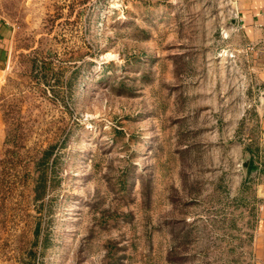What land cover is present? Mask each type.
Masks as SVG:
<instances>
[{"label":"rangeland","instance_id":"rangeland-1","mask_svg":"<svg viewBox=\"0 0 264 264\" xmlns=\"http://www.w3.org/2000/svg\"><path fill=\"white\" fill-rule=\"evenodd\" d=\"M230 15L0 0V264H256L264 134Z\"/></svg>","mask_w":264,"mask_h":264},{"label":"crops","instance_id":"crops-1","mask_svg":"<svg viewBox=\"0 0 264 264\" xmlns=\"http://www.w3.org/2000/svg\"><path fill=\"white\" fill-rule=\"evenodd\" d=\"M230 26L227 34L240 36L241 48L248 54L250 67L257 69L252 81L253 95L249 107L256 117L258 129L264 134V0H228ZM10 27L0 16V69L7 60L6 45ZM254 111V112H253ZM4 125L0 117V146L4 140ZM256 264H264V201L258 209V224L254 236Z\"/></svg>","mask_w":264,"mask_h":264},{"label":"trees","instance_id":"trees-1","mask_svg":"<svg viewBox=\"0 0 264 264\" xmlns=\"http://www.w3.org/2000/svg\"><path fill=\"white\" fill-rule=\"evenodd\" d=\"M44 158V157H43ZM253 165V161L251 162V166Z\"/></svg>","mask_w":264,"mask_h":264}]
</instances>
